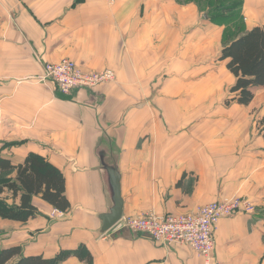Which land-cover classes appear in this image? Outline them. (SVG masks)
<instances>
[{
  "label": "crops",
  "instance_id": "obj_1",
  "mask_svg": "<svg viewBox=\"0 0 264 264\" xmlns=\"http://www.w3.org/2000/svg\"><path fill=\"white\" fill-rule=\"evenodd\" d=\"M237 1L240 28L228 32L206 0H0V157L19 165L41 155L64 174L71 204L64 213L34 197L29 222L0 218V252L21 247L53 264H208L187 246L103 233L115 167L123 217L248 201L254 213L218 224L209 264H264V88L240 105L220 61L236 34L264 27V0ZM65 59L116 79L63 95L45 66Z\"/></svg>",
  "mask_w": 264,
  "mask_h": 264
},
{
  "label": "trees",
  "instance_id": "obj_2",
  "mask_svg": "<svg viewBox=\"0 0 264 264\" xmlns=\"http://www.w3.org/2000/svg\"><path fill=\"white\" fill-rule=\"evenodd\" d=\"M206 3L211 7L210 19L226 26L228 32L238 20L242 21L241 12H237L240 1L206 0ZM236 35L224 46L220 61H228L227 68L236 78L231 89L234 100L248 106L254 100L252 89L264 88V27ZM259 129L264 136V121ZM34 197H40L59 212L65 213L71 207L64 174L44 157L31 153L19 165L0 157V218L29 222L39 214L33 204ZM16 258H19L17 264H53L42 256L24 257L21 247L0 252V264H9Z\"/></svg>",
  "mask_w": 264,
  "mask_h": 264
},
{
  "label": "built area",
  "instance_id": "obj_3",
  "mask_svg": "<svg viewBox=\"0 0 264 264\" xmlns=\"http://www.w3.org/2000/svg\"><path fill=\"white\" fill-rule=\"evenodd\" d=\"M108 1L114 3L116 0ZM45 79L55 83L61 94L69 95L77 89H93L109 84L115 81L116 75L111 69L86 73L75 62L65 59L57 64H47ZM241 212L252 214L254 207L242 198L232 197L205 205L189 214L149 213L122 217L111 231L128 229L166 247H190L209 264L216 247L215 231L218 224L222 219Z\"/></svg>",
  "mask_w": 264,
  "mask_h": 264
},
{
  "label": "water",
  "instance_id": "obj_4",
  "mask_svg": "<svg viewBox=\"0 0 264 264\" xmlns=\"http://www.w3.org/2000/svg\"><path fill=\"white\" fill-rule=\"evenodd\" d=\"M112 191L113 207L111 211L101 217L104 227L103 233L109 232L123 217L124 202L122 199L120 175L115 167L106 169Z\"/></svg>",
  "mask_w": 264,
  "mask_h": 264
},
{
  "label": "rangeland",
  "instance_id": "obj_5",
  "mask_svg": "<svg viewBox=\"0 0 264 264\" xmlns=\"http://www.w3.org/2000/svg\"><path fill=\"white\" fill-rule=\"evenodd\" d=\"M5 145H7V144H5ZM12 145H14V146H15L16 144H15V143H12Z\"/></svg>",
  "mask_w": 264,
  "mask_h": 264
}]
</instances>
